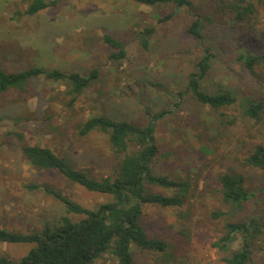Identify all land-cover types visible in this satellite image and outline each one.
<instances>
[{
  "label": "rangeland",
  "instance_id": "374dc122",
  "mask_svg": "<svg viewBox=\"0 0 264 264\" xmlns=\"http://www.w3.org/2000/svg\"><path fill=\"white\" fill-rule=\"evenodd\" d=\"M33 1L0 0V67L14 73L34 67L81 75L98 72L77 95L68 92L66 83L43 76L31 78L22 93L15 89L0 95V228L28 234L61 215L60 202L26 191V183L48 185L87 208L109 200L56 171L34 169L20 154L22 145L46 147L91 178L110 175L116 159L107 136L95 131L81 136L77 129L87 117L104 116L153 126L158 147L154 172L190 184L181 207L142 205L140 222L147 235L164 241L167 248L155 254L135 250L136 264H223L224 255L212 247L229 217H212L214 211L228 210L217 177L231 169L245 177L250 189L264 185L263 172L241 164L250 147L264 138V124L251 121L246 127L243 122L248 121L238 109L216 111L190 92L177 95L186 89L187 76L202 54V47L186 33L192 11L130 0H44L50 6L29 15L25 11ZM191 2L205 9V0ZM258 11L252 26L222 19L206 34L207 43L219 52L201 83L204 91L225 88L238 98L264 100V64L248 71L236 59L242 48L253 55L264 52V11ZM170 13L167 21L158 22ZM149 26L154 33L144 49L137 32ZM105 34L124 45V58H109L114 50L102 41ZM160 112L165 114L157 115ZM234 118V125L229 124ZM153 191L172 194L158 187ZM32 247L0 243V256L18 262ZM262 247V242L256 245L250 264H263ZM95 264L112 261L105 256Z\"/></svg>",
  "mask_w": 264,
  "mask_h": 264
},
{
  "label": "trees",
  "instance_id": "16d2710c",
  "mask_svg": "<svg viewBox=\"0 0 264 264\" xmlns=\"http://www.w3.org/2000/svg\"><path fill=\"white\" fill-rule=\"evenodd\" d=\"M130 1L145 6L174 4L176 10L183 8L192 11L193 19L186 27V33L202 47V54L187 76L186 89L177 95L190 92L197 102L216 111L223 108L233 111L238 109L243 120L248 121L243 122L246 127L251 121L253 125L264 124L263 98L254 99L250 95L238 98L229 89L210 93L201 87L218 58L219 51L213 50L205 38L210 31L214 32L211 27L221 24L222 19L231 25H254L253 21L259 13L258 7L264 11V0H205V9L194 8L191 0ZM49 6L50 3L44 0H34L25 12L32 15ZM171 16V13L161 16L158 22H165ZM153 33V26L144 27L137 32L142 48H148ZM102 41L114 50L109 55L111 60L125 57L124 45L118 39L105 34ZM236 59L246 70L253 71L256 64H264V52L253 55L242 48ZM97 72L95 69L87 75H81L77 72L64 73L34 67L14 73L5 72L0 67V95L15 89L22 93L27 89L30 79L39 76L55 82L62 81L69 86L70 94L77 95L96 79ZM164 114L165 112H160L157 115ZM235 122L234 118L229 124L234 125ZM77 129L81 136L94 131L107 136L116 159L110 175L91 178L46 147L22 145L20 154L34 169L56 171L86 191L106 196L109 200L94 208H87L48 185L32 182L24 184L26 191H39L52 196L61 203L63 210L52 224L45 225L40 231L21 234L0 228V243L33 244L20 261L13 262L0 256V264H95L105 256L111 259L112 264H136L133 257L135 250L150 254L166 252L167 243L150 238L142 226V205L181 207L189 195L190 184L154 172L153 165L158 154L154 127L98 116L87 117ZM259 139L262 140L250 147L241 164L264 173V138ZM249 140H252L251 136ZM217 181L219 194L228 210L226 213L214 211L212 217H229L224 223L223 234L212 243V247L224 255L223 264H250L254 248L259 242L264 243V185L250 189L245 184V177L231 169L219 174ZM156 187L171 191L172 194L162 195L153 191ZM236 241L239 243L234 249ZM261 250L264 257V247Z\"/></svg>",
  "mask_w": 264,
  "mask_h": 264
}]
</instances>
